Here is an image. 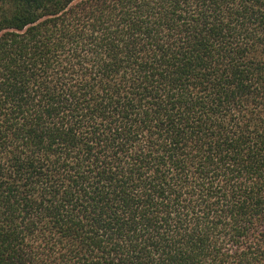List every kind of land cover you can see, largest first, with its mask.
Listing matches in <instances>:
<instances>
[{"label": "trees", "instance_id": "obj_1", "mask_svg": "<svg viewBox=\"0 0 264 264\" xmlns=\"http://www.w3.org/2000/svg\"><path fill=\"white\" fill-rule=\"evenodd\" d=\"M0 264H264V0H0Z\"/></svg>", "mask_w": 264, "mask_h": 264}]
</instances>
